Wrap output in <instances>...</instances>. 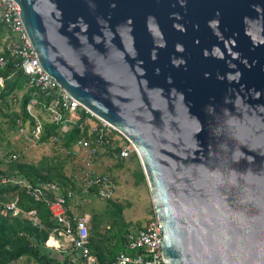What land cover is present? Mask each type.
I'll use <instances>...</instances> for the list:
<instances>
[{
	"label": "water",
	"instance_id": "1",
	"mask_svg": "<svg viewBox=\"0 0 264 264\" xmlns=\"http://www.w3.org/2000/svg\"><path fill=\"white\" fill-rule=\"evenodd\" d=\"M44 70L135 147L164 264H264V0H11Z\"/></svg>",
	"mask_w": 264,
	"mask_h": 264
},
{
	"label": "built area",
	"instance_id": "2",
	"mask_svg": "<svg viewBox=\"0 0 264 264\" xmlns=\"http://www.w3.org/2000/svg\"><path fill=\"white\" fill-rule=\"evenodd\" d=\"M7 63L26 76V82L16 97L19 98L23 91L30 92L24 104V118H15V133L29 141V145L49 141L61 146L64 135L75 127L79 134L74 142L61 147L70 157L84 161L87 166L65 174L62 182L66 187L60 184L61 181L40 178L30 181L18 174L0 175V185H15L28 198L45 204L55 223L44 240L46 247L73 250V258H80L83 264H99L87 246L90 215L71 213L68 203L73 197L112 199L116 187L114 179L106 172L88 166L89 160L106 155L109 149L115 148L114 157L126 159L133 153L137 156L136 149L113 126L90 113L44 70L22 24L19 7L11 0H0V68ZM2 87L3 77L0 75V90ZM81 112L93 118L81 117ZM48 124L55 125L56 131L43 140ZM17 156L19 153H11L9 160ZM152 206L151 216L145 224L125 234V247L131 253L119 251L109 264H164L160 224ZM0 208L11 215H25L33 225L37 224L34 209L24 211L15 200L0 202Z\"/></svg>",
	"mask_w": 264,
	"mask_h": 264
},
{
	"label": "trees",
	"instance_id": "3",
	"mask_svg": "<svg viewBox=\"0 0 264 264\" xmlns=\"http://www.w3.org/2000/svg\"><path fill=\"white\" fill-rule=\"evenodd\" d=\"M0 75L3 77V87L0 90V115L6 119L9 127L14 126L15 118H24V104L30 97V92L23 91L19 98L16 97L17 91L26 82V76L19 70L15 69L11 63H7L0 68ZM16 105L15 110L10 107ZM82 113V112H81ZM81 117H90L87 114H81ZM0 127V134L3 131ZM56 131V126L48 124L42 139L46 140L47 136ZM79 131L72 128L66 133L61 140V146H69ZM13 150H7L6 154L15 153ZM117 148L109 149L105 157L116 159L115 164L124 162V159L114 157ZM16 153H18L16 151ZM129 158V159H128ZM134 166V177L139 181H144L143 173L136 155L133 153L127 157ZM64 159L55 157H44L36 163L23 161L22 159L11 160L5 169L0 168V175L18 174L26 179L33 181L37 178L61 181L60 184L66 187L62 182L65 178ZM114 164V165H115ZM75 172V171H73ZM71 171V173H73ZM4 200H15L16 204L24 211L34 209L37 224H32L31 220L25 215H11L0 208V264H15V262L24 258V264L33 261L37 264H83L82 260L75 256L73 250H59L44 245L47 234L55 226L50 219L48 210L43 202L33 201L28 198L17 186L0 185V202ZM91 226L88 228V248L95 255L99 264H109L119 251H128L125 247V234L130 231L129 222L125 221L121 214V205L113 199L106 200L105 208L101 213L91 215ZM141 227L135 226V229Z\"/></svg>",
	"mask_w": 264,
	"mask_h": 264
},
{
	"label": "rangeland",
	"instance_id": "4",
	"mask_svg": "<svg viewBox=\"0 0 264 264\" xmlns=\"http://www.w3.org/2000/svg\"><path fill=\"white\" fill-rule=\"evenodd\" d=\"M10 109L15 110L16 105L13 107L11 105ZM89 119L90 117L88 120ZM0 127L3 128V131L0 134L1 169H5L11 161L9 160V155L6 154V151L8 149L11 151L13 148L15 153L16 151L19 153L18 159L30 163H36L44 157H50L51 159L59 157L60 159H64L65 174L70 173L71 171H78L87 166L84 164V161L70 157L61 146H57L49 141L29 145L30 142L24 139L21 135H17L14 126L12 128L9 127L6 123V119L1 115ZM128 159H124V162L117 165L115 164L117 162L116 159L107 158L105 155H99L95 159L89 160L88 166L97 170H102L114 179L116 187L112 199L121 205L122 217L125 221L129 222L130 230H133L135 226H143L151 216L153 202L145 179L144 181H139L134 177L132 172L134 164ZM105 205L106 200L99 199L95 196H89L87 198L73 197L68 203V208L69 211L74 214L82 212L88 213L90 215V227L92 224L91 215L93 213H101L105 208ZM57 249L61 250L63 248L60 247ZM15 264H24V258L18 259ZM28 264L37 263L30 261Z\"/></svg>",
	"mask_w": 264,
	"mask_h": 264
}]
</instances>
